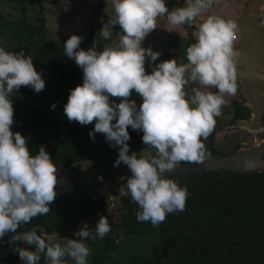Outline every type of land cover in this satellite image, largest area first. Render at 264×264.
I'll return each instance as SVG.
<instances>
[{
    "label": "clouds",
    "instance_id": "clouds-1",
    "mask_svg": "<svg viewBox=\"0 0 264 264\" xmlns=\"http://www.w3.org/2000/svg\"><path fill=\"white\" fill-rule=\"evenodd\" d=\"M215 3L217 0H184L183 6L169 10L165 0H111V16L99 36L111 40L112 28L118 25L113 42L101 50L81 49L83 37L75 34L64 42V54L83 75L82 84L69 90L63 113L69 122L94 124L90 138L101 133L111 147H118L113 166L123 163L130 172L122 177L125 183L119 186V195L130 196L138 206L137 220L153 227L186 204L187 188L164 174L182 162L201 164L206 160L203 141L214 131L215 118L222 115L225 96L236 95L238 25L207 14L196 26L194 42L186 47L179 63L168 59L151 66L160 53L142 47V42L157 29L159 17H166L172 26L191 27ZM146 57L150 73L145 69ZM257 79L264 80V75ZM22 86L39 93L45 83L30 55L0 46V241L12 233L7 241L10 246L17 242L34 246V250L13 249L24 264H39L41 254L44 264H68L69 260L88 264L92 250L85 241L102 240L111 231L106 216L91 221L103 211L84 222L98 220L94 232L82 224L74 233L79 239L64 243L55 242V236L42 238L35 230L17 233L18 226L49 214L57 184V167L44 146L33 155L27 138L11 130L14 109L9 97ZM133 93L139 104L131 99ZM51 107L55 109V104ZM129 128L143 134L145 148L139 154H129Z\"/></svg>",
    "mask_w": 264,
    "mask_h": 264
},
{
    "label": "trees",
    "instance_id": "trees-1",
    "mask_svg": "<svg viewBox=\"0 0 264 264\" xmlns=\"http://www.w3.org/2000/svg\"><path fill=\"white\" fill-rule=\"evenodd\" d=\"M3 1L19 8V19L8 21L0 12V39L6 38L14 46L11 51L23 50L26 55H30L34 68L45 83L44 89L39 93L22 86L9 97L14 109L11 130L27 138L28 148L33 155L38 153L40 146H44L57 171L78 174L77 167L80 164L93 161L85 169L92 180L97 179L99 172H104L109 180H119L120 178L113 176L120 166H113L118 156V147L106 145L94 149L91 145L93 138L89 137L94 124L84 131V126L75 121L69 122L63 113L69 90L82 84L83 75L74 60L69 59L63 52L66 40L54 43L46 38L41 11L33 23L28 21L26 4H40L39 0ZM171 5L172 3L169 4V10ZM98 10L99 5L93 10L96 34L93 22L90 38L81 41L80 48L83 50L93 47V43H96L97 50H101L109 42L99 36L101 22ZM182 26L187 33V47L194 42L195 27ZM77 35L81 36L80 33ZM186 47L178 51L180 59L185 57ZM150 71L151 69L146 70L149 73ZM237 93L230 104L232 124L249 116V109L239 88ZM111 99L119 102L118 98ZM131 99H135L137 104L140 103L136 93L132 94ZM53 104L55 109L51 107ZM128 131L131 137L128 141L131 154L135 146L142 143V134L131 128ZM215 136V132H212L205 140L212 153L215 149ZM79 184L80 182H73L69 186ZM183 187L187 188L188 193L184 210L194 221L196 234H183L170 248L167 259L170 264H264V173L217 174L200 178L194 185ZM118 201L122 205L118 212V221L114 222L110 214L106 216L111 231L102 240L85 241L92 250L88 264H150L174 229L177 215L174 212L169 213L162 223L153 227L150 222L137 220L138 206L131 197ZM110 205L114 204L108 202L103 213L110 210ZM97 207L95 199L69 202L57 210L55 217L36 216L25 231L41 227L46 234H56L67 225H82L97 212ZM97 222L98 220L91 231L94 232ZM15 247L34 250V246L24 242H17ZM4 257L5 260L0 264H15L19 256L13 252L12 255L6 254ZM39 264H44L43 254ZM68 264L73 262L69 260ZM157 264H166V261Z\"/></svg>",
    "mask_w": 264,
    "mask_h": 264
},
{
    "label": "water",
    "instance_id": "water-1",
    "mask_svg": "<svg viewBox=\"0 0 264 264\" xmlns=\"http://www.w3.org/2000/svg\"><path fill=\"white\" fill-rule=\"evenodd\" d=\"M263 7L264 0H247L240 16L233 20L238 25L237 32L239 34L237 51L240 55L237 62V81L240 86V94L249 109V118L238 121L236 128L249 134H262L263 136L255 144L240 147L229 155L212 153L208 149L206 141H203L207 153V158L203 163L183 162L172 172L164 174L166 177L176 180L181 187L194 185L200 178L212 177L217 174L252 175L264 173V80L257 79V75H264V20H261ZM94 29L96 34V21ZM93 47L96 48V43H93ZM146 63H148V58H146ZM95 170L97 171V168ZM123 183L125 181L122 178L109 180L104 172H99L96 180L86 181L77 186H56V197L54 202L49 205L50 212L46 217H55L57 210L66 203L85 202L88 199H95L98 203L97 212H102L107 208L108 202L130 197L119 195L118 189ZM174 213L177 215L176 225L159 254L150 264H157L161 261L170 264L167 260L170 248L181 239L183 234L187 232L196 234L195 223L188 217L184 209ZM34 219L28 224L18 226L17 233L24 232L31 226ZM12 235V233H8L0 241V254H13L15 245L10 246L7 243Z\"/></svg>",
    "mask_w": 264,
    "mask_h": 264
},
{
    "label": "rangeland",
    "instance_id": "rangeland-1",
    "mask_svg": "<svg viewBox=\"0 0 264 264\" xmlns=\"http://www.w3.org/2000/svg\"><path fill=\"white\" fill-rule=\"evenodd\" d=\"M40 4L36 2H28L26 4L28 9L27 19L30 23H33L38 17L39 11L43 13V18L45 21V35L50 42H61L67 40L71 35L81 34L83 39H88L91 36L92 25H93V10L99 5V19L101 22V28L103 24L107 23L108 18L111 16V0H39ZM166 6L169 8V4L172 3L171 9L174 6H183L184 0H165ZM247 0H217L210 9L205 10L201 17L197 18V21L193 24L195 30L193 31V38L195 39L194 33L196 31V26L199 24L201 19L207 14L220 15L225 19L235 20L237 19L241 12L243 11ZM0 12L7 18L8 21H16L19 19V8L11 3L0 0ZM261 20H264V7L262 8ZM94 30V29H93ZM95 31V30H94ZM119 31V26H114L112 28L113 37L108 43L115 40V34ZM187 33L183 26H172L168 24L166 17H159L157 19V29L151 32L142 42V47H151L153 51L159 52L160 56L155 62H152L151 66H154L159 61L162 62L168 59H176L179 63L180 58L178 56V51L185 48ZM107 43V44H108ZM239 43V42H238ZM237 42H235L234 47H236ZM0 46H6L7 51L13 50L14 46L9 43L6 38L0 39ZM167 55V56H166ZM147 58V57H146ZM186 62V61H185ZM145 69L149 70V62L145 64ZM240 86L238 84L237 89ZM238 93L236 92L237 96ZM235 96H225L227 101L225 108L222 110V115L216 117V126L213 132H215L214 139V153L217 155H229L236 151L239 147H244L248 145L253 140L259 141L262 138V134H249L246 131L237 129V122L232 124V111L230 104L235 99ZM239 98V97H238ZM239 101V100H238ZM249 116L245 119H248ZM236 124V125H235ZM91 124L84 126V131L89 129ZM142 134V132H140ZM143 135V134H142ZM91 145L94 149L110 145L106 141L103 134L98 133L96 137L92 140ZM145 148L143 143H138L134 152L138 154ZM93 161L82 163L77 167L78 174L65 173L61 171L56 172L57 176V187H66L71 183L76 182H86L93 178L91 175L85 172L86 167H88ZM130 172L126 165L120 164L118 170L113 173L116 178H122L129 175ZM114 205H110V210L103 213V216H112L113 221H118V212L122 207L118 200L111 201ZM112 214V215H111ZM86 224V223H83ZM88 229L91 231L94 222L86 224ZM80 226H65L60 232L56 234H46L41 227H34L31 231L35 230L38 235L42 238L47 236H55L56 241L64 243L66 239H79L74 235L75 232L79 231ZM122 238V235L119 236ZM17 264H24L23 261L19 259Z\"/></svg>",
    "mask_w": 264,
    "mask_h": 264
},
{
    "label": "built area",
    "instance_id": "built-area-1",
    "mask_svg": "<svg viewBox=\"0 0 264 264\" xmlns=\"http://www.w3.org/2000/svg\"><path fill=\"white\" fill-rule=\"evenodd\" d=\"M236 42H237L236 47H238V42H239V34H238V32H237V40H236ZM236 50H237V49H236ZM255 142H256V140H253V143H255ZM100 216H102V213H97V214L95 215V218H91V219H92L91 221H93V220H95V219H99Z\"/></svg>",
    "mask_w": 264,
    "mask_h": 264
},
{
    "label": "flooded vegetation",
    "instance_id": "flooded-vegetation-1",
    "mask_svg": "<svg viewBox=\"0 0 264 264\" xmlns=\"http://www.w3.org/2000/svg\"><path fill=\"white\" fill-rule=\"evenodd\" d=\"M246 105V104H245ZM240 121V120H239ZM238 122V121H237ZM236 125V124H235ZM4 255H6V254H0V263L1 262H3L5 259V257H4ZM18 261H19V257H18V259H17V261H16V263L15 264H17L18 263Z\"/></svg>",
    "mask_w": 264,
    "mask_h": 264
}]
</instances>
